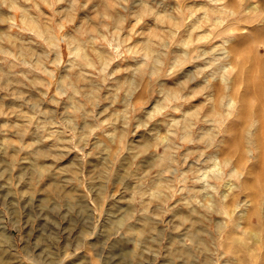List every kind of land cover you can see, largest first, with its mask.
Returning <instances> with one entry per match:
<instances>
[{
	"label": "rangeland",
	"instance_id": "374dc122",
	"mask_svg": "<svg viewBox=\"0 0 264 264\" xmlns=\"http://www.w3.org/2000/svg\"><path fill=\"white\" fill-rule=\"evenodd\" d=\"M36 2L0 0V264H264V0Z\"/></svg>",
	"mask_w": 264,
	"mask_h": 264
},
{
	"label": "bare ground",
	"instance_id": "6f19581e",
	"mask_svg": "<svg viewBox=\"0 0 264 264\" xmlns=\"http://www.w3.org/2000/svg\"><path fill=\"white\" fill-rule=\"evenodd\" d=\"M47 2V1H46ZM35 3H37V6H40V3L39 2H36L35 0ZM140 4V3H139ZM32 5V4H31ZM110 6V5H109ZM74 7V6H73ZM40 8V7H39ZM93 8V7H92ZM90 9V8H89ZM23 14H22V19L25 23H28L29 26H32L34 28L37 29V31H40V28H41V25H40V16H39V13H36L35 11H33L31 8H28V7H24L23 8ZM44 11V10H42ZM81 18V17H80ZM83 18V17H82ZM78 44V43H77ZM79 45V44H78ZM27 49V48H26ZM86 54V53H85ZM60 59V55H58L57 57V60ZM231 101V100H230ZM6 122V121H5ZM182 138L183 139H192V136L190 135L189 133V130H187V126L185 128V131L184 133L182 134ZM211 171H216L218 169H220V165H221V160L220 158L218 157V155H214V157H212V163H211ZM203 169V168H202ZM202 173L204 174L205 172L202 171ZM206 174V173H205ZM212 202V201H211ZM3 259V258H2ZM2 261V260H0ZM4 263V262H2Z\"/></svg>",
	"mask_w": 264,
	"mask_h": 264
}]
</instances>
